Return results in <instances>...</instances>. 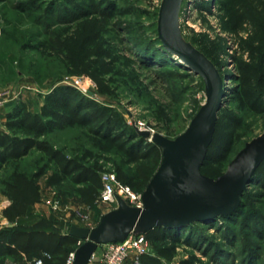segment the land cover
<instances>
[{
    "label": "rangeland",
    "instance_id": "rangeland-1",
    "mask_svg": "<svg viewBox=\"0 0 264 264\" xmlns=\"http://www.w3.org/2000/svg\"><path fill=\"white\" fill-rule=\"evenodd\" d=\"M162 1L0 0V124L14 105L24 104L49 122L45 139L63 155L101 172L119 175V170L123 181L144 191L161 162L158 157L129 162L115 146L96 141L92 130L100 121L70 127L60 117L65 110L48 105L57 115H44L42 108L48 93L69 87L117 114L123 138L133 133L152 143L140 132L182 137L205 102V82L182 61L163 60L157 53ZM179 5L177 38L199 49L224 78L210 158L200 168L202 177L213 180L245 143L264 132V112L239 107L236 77L239 61L248 60L240 42L250 35L248 15L262 12L264 0H181ZM259 166L236 213L185 225L176 241H148L150 254L163 249L162 264H264V158ZM40 167L47 172L38 179L40 201L22 225L66 233L70 224L95 227L113 209L101 202L89 208L80 199L81 185L66 179L48 186L54 166L35 150L1 171L0 181L12 171L31 175ZM7 204L0 193V229L9 224L2 217ZM103 247H97L95 257Z\"/></svg>",
    "mask_w": 264,
    "mask_h": 264
},
{
    "label": "trees",
    "instance_id": "trees-1",
    "mask_svg": "<svg viewBox=\"0 0 264 264\" xmlns=\"http://www.w3.org/2000/svg\"><path fill=\"white\" fill-rule=\"evenodd\" d=\"M248 18L250 35L240 41L248 60L239 61L236 67L237 101L242 109L247 108L262 113L264 112V8L256 16L248 15ZM242 22L240 21V24ZM159 50L160 52L157 53L163 60L173 58L162 45ZM45 99L46 104L42 108L44 115H57L49 108L50 106L57 110H65L67 113L60 117L70 127H84L91 125L93 121H100L98 127L92 130L96 141L115 146L129 162L150 160L154 157L161 160V150L156 143H146L133 133L123 138L125 133L119 134L122 129L118 115L108 107L100 106L94 99H88L74 89L64 86L48 93ZM48 124L42 114L31 113L24 104L14 105L6 112L5 119L0 124V172L6 168L11 169L23 157L35 150L45 158L47 164L50 162L54 166V173L47 178V185H59L65 179L72 185H81L80 199L89 208H93L102 189L101 173L105 171L101 172L95 166H86L72 157L63 155L45 139L51 131ZM210 149L211 143L203 163L210 158ZM257 166L251 180L259 171V164ZM46 174V167H40L31 175L15 170L0 181V193L8 203L2 211V217L9 223L0 229V264L6 260L12 264H31L32 260L37 258H42L44 264H66L69 253L77 249L78 240L68 232L62 233L42 226L35 227L34 224L30 226L18 224L22 218L30 215L31 208L40 201L38 179ZM118 174L116 178L121 184L129 185L137 193L143 192L136 191L130 181L129 183L123 181L119 170ZM240 207L241 203L234 213ZM234 213L217 218L228 219ZM181 229L155 226L144 235L152 244L176 241L181 235ZM164 255L163 249H157L155 256L151 254L141 256L140 264H162L160 257Z\"/></svg>",
    "mask_w": 264,
    "mask_h": 264
},
{
    "label": "water",
    "instance_id": "water-1",
    "mask_svg": "<svg viewBox=\"0 0 264 264\" xmlns=\"http://www.w3.org/2000/svg\"><path fill=\"white\" fill-rule=\"evenodd\" d=\"M181 0H163L158 13L157 35L162 47L205 82V102L187 132L176 139L140 132L161 149V162L141 193L142 207H118L103 214L93 228L70 224L68 234L80 243L73 264H89L99 245L122 242L129 234L146 233L155 226L182 228L193 222H208L229 216L240 206L243 191L264 158V132L244 144L216 179L200 175L215 120L225 97L223 79L216 67L195 47L177 38L175 17Z\"/></svg>",
    "mask_w": 264,
    "mask_h": 264
},
{
    "label": "built area",
    "instance_id": "built-area-1",
    "mask_svg": "<svg viewBox=\"0 0 264 264\" xmlns=\"http://www.w3.org/2000/svg\"><path fill=\"white\" fill-rule=\"evenodd\" d=\"M2 92L1 95L6 94ZM4 99L0 98V104ZM102 189L99 193L97 202L111 206L113 209L118 207L119 199L128 206L134 208L142 207L141 193L131 189L129 185L121 184L113 171L101 173ZM56 205L54 206V208ZM80 243L77 242V245ZM100 254L95 257V253L90 258V262L95 264H140L141 256L150 254V245L144 233L138 235L129 234L122 242H111L103 244ZM73 254L69 253L66 264H73ZM31 264H44L42 258L33 259Z\"/></svg>",
    "mask_w": 264,
    "mask_h": 264
},
{
    "label": "bare ground",
    "instance_id": "bare-ground-1",
    "mask_svg": "<svg viewBox=\"0 0 264 264\" xmlns=\"http://www.w3.org/2000/svg\"><path fill=\"white\" fill-rule=\"evenodd\" d=\"M173 60L176 61V62H179V63H180V61H182V63H183V60L181 59V57H178V56H173ZM226 82L228 83V85H231V84H229L228 81H226Z\"/></svg>",
    "mask_w": 264,
    "mask_h": 264
},
{
    "label": "crops",
    "instance_id": "crops-1",
    "mask_svg": "<svg viewBox=\"0 0 264 264\" xmlns=\"http://www.w3.org/2000/svg\"><path fill=\"white\" fill-rule=\"evenodd\" d=\"M36 204H37V203H36ZM34 206H35V205H34ZM31 210H33V207L31 208ZM110 210H112V209H110ZM110 210H109V212H110ZM26 218H29V217H26ZM21 222H22V221H19L18 224H21ZM5 225H7V223H6ZM5 262L7 263V262H10V261L6 260ZM10 264H12V263L10 262ZM89 264H92V262L89 263Z\"/></svg>",
    "mask_w": 264,
    "mask_h": 264
}]
</instances>
